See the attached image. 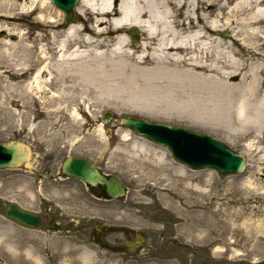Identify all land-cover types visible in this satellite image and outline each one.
Masks as SVG:
<instances>
[{
	"label": "bare ground",
	"instance_id": "1",
	"mask_svg": "<svg viewBox=\"0 0 264 264\" xmlns=\"http://www.w3.org/2000/svg\"><path fill=\"white\" fill-rule=\"evenodd\" d=\"M78 2L77 15L94 21L98 30L79 21L62 28L61 9L54 6L52 11L51 0H29L28 4L0 0V64L12 60L15 63L19 51L24 59L23 64L15 63L22 67L13 73V62L1 65L0 72L7 73L5 78L9 79L28 76L21 85L16 82L8 86L12 89L7 92L8 103L17 107L22 95L33 92L43 100L47 93L44 87L56 73L61 92H51L56 101L53 111L63 109L68 115L81 117L82 105L92 116L108 105L118 111L121 105L133 107L146 116L165 110L189 115L210 127H221L228 137L244 139L251 153H260L264 143V0ZM37 9L36 24L50 29L41 35L48 36L49 42L24 43L21 18ZM133 29L138 31L136 43L128 34ZM13 33L22 37L9 41ZM42 103L51 107L50 103ZM19 118L28 120L25 113ZM78 119L77 126L81 127L83 123ZM98 126L101 132L102 120ZM129 130L122 134V145L116 151L121 165L146 169V177L164 173L171 191L176 193L184 178L177 174L186 175V170L183 166L167 167L165 152L157 151L150 143L163 148L162 144L134 133L135 137L146 139L137 142ZM99 137L88 134L85 141L97 143ZM101 144L105 148L106 140ZM204 223L206 235L217 224L209 220ZM261 226L259 220L255 227ZM185 227L192 230L194 225ZM228 229L237 231L221 223L219 240ZM9 234L0 229V243L11 253L17 246ZM229 245L232 243L225 244L227 249ZM223 248L217 245L215 250L222 252ZM22 254L42 261L30 248L23 249ZM81 256L90 259L91 253L83 250Z\"/></svg>",
	"mask_w": 264,
	"mask_h": 264
},
{
	"label": "rangeland",
	"instance_id": "2",
	"mask_svg": "<svg viewBox=\"0 0 264 264\" xmlns=\"http://www.w3.org/2000/svg\"><path fill=\"white\" fill-rule=\"evenodd\" d=\"M19 2L28 4L29 0ZM78 4L79 2L74 8L75 13ZM51 5L54 11L55 7ZM61 14V21L64 23L63 13ZM37 16L38 9L21 18L20 30L25 33L23 37L20 35L22 42H49L48 36L41 35L48 34L50 29L37 26ZM78 21L98 30L94 21L88 22L82 16ZM65 27L64 24L62 28ZM20 37L13 33L9 41L16 42ZM15 60V63H24L20 51ZM12 62L14 63L13 60ZM12 62L5 61L0 66ZM15 63L10 66L11 73L16 71L17 67H22L21 64ZM6 74L0 72V142L21 141L31 147L32 153L25 166H22L23 169L27 168V172L21 169H0V229L12 233V237L19 238L21 242V251L13 250L11 253L5 250L4 246H0V260L3 264H141L140 259L143 258L144 252L127 257L93 243L89 235L92 227L87 223L90 218L106 225L144 231L148 237L147 242L160 248L154 255L156 258L144 264H158L159 258H164V255L171 256L172 260L159 261V264H179L176 260L178 258H181V264H264V143L260 145V153H251L246 148L244 139L228 137L223 128L210 127L189 115L170 114L165 110L146 116L135 111L136 108L133 107L121 105L123 107L118 111L108 105L98 109L92 116L86 106L82 105L84 116L81 117L68 115L63 109L58 110L59 112L53 111L52 106H56V101L52 99L51 92H61L56 73L52 74L54 77L47 88L44 87L47 93L43 100L39 98V94L33 92L22 95L19 98V106L16 107L7 102V92L12 90L8 86L16 82L21 85L28 80V76L24 74L18 79H9L5 78L8 75ZM43 101L50 103L51 107L45 106ZM104 111H109L111 117L108 122L102 121L104 127L101 133L98 125ZM24 113L27 114V121H21L19 118ZM62 113L66 115L60 121L58 118ZM126 116L206 133L244 156L246 166L238 174L220 177L215 170H194L180 165L173 160L166 147L150 143L157 151L165 152L167 167L183 166L186 170V175L177 174L184 178L174 193L168 181L164 179V173L157 172L154 177H146V169L121 165L122 161L116 151L122 145V134L128 130L121 123V118ZM77 118L83 123L81 127L77 126ZM129 131L137 142L146 140L143 137H135V134ZM88 134L94 137L100 135L98 142L85 141V135ZM105 140L107 146L104 148L101 143ZM67 156L85 158L104 173L120 178L127 188L126 194L119 199H95L91 190H87L80 181L72 179L75 181L74 184L70 182V197L56 190L51 192L56 196L51 194L52 200L47 201L57 213L63 214L62 223L70 224L71 231H45L47 236L40 235L41 227L25 232L1 216L3 203L13 198L27 208L40 210V197L36 191L38 180L31 168L38 172L41 162L45 158H51V168L55 167L56 170ZM25 175L28 187L24 185ZM209 177L212 178L208 181ZM249 180L253 182L252 185ZM59 195L62 197H58ZM207 220L217 224L213 225L214 229L206 235L203 227ZM259 220L262 226L256 228ZM221 223L235 227L237 231L228 229L224 238L219 240ZM188 224L194 225V228L187 229L185 225ZM122 238H125V235L116 230L105 235L110 245H116ZM226 241L232 243L228 249L225 246ZM217 245L224 247V251H216ZM22 246L23 249L30 248L37 252L42 261L37 262L33 257L24 256ZM83 250L91 253L90 259L82 258Z\"/></svg>",
	"mask_w": 264,
	"mask_h": 264
},
{
	"label": "water",
	"instance_id": "3",
	"mask_svg": "<svg viewBox=\"0 0 264 264\" xmlns=\"http://www.w3.org/2000/svg\"><path fill=\"white\" fill-rule=\"evenodd\" d=\"M51 1L63 11L66 23L79 19V16H75L73 11L77 0ZM130 34L133 37L136 36L134 31H130ZM109 119L110 113L105 112L102 115V121L107 122ZM121 122L124 126L131 128L134 133L167 146L173 158L188 167L213 168L220 176L236 174L244 167L242 156L237 155L228 146L206 134L134 117L122 118ZM29 153V148L17 141L0 143V167H17L28 157ZM61 169L64 173L83 180L87 185H104L110 198H119L125 194V188L118 178L102 175L97 167L85 158L67 157L62 163ZM5 215L25 226L34 227L38 222L36 214L23 211L15 204H10ZM135 236L137 242H126L130 251L134 250L137 245L140 246L141 239L139 236Z\"/></svg>",
	"mask_w": 264,
	"mask_h": 264
},
{
	"label": "flooded vegetation",
	"instance_id": "4",
	"mask_svg": "<svg viewBox=\"0 0 264 264\" xmlns=\"http://www.w3.org/2000/svg\"><path fill=\"white\" fill-rule=\"evenodd\" d=\"M51 158H45L39 167V171L36 173L37 175V179L38 181H40V186H41V190H42V196L40 198V205L39 208L40 210H38L37 212L39 213L40 216V222L39 225L42 226V228H46V230L50 229V228H59L62 227L61 225H63V227L68 226L70 228V224H63L62 221L64 220V218L62 217L63 214L61 213H57V211H55V209H53L51 206H49L47 201L52 200L53 196H56L55 194L51 193V192H55L56 190L61 193L63 192L64 195H67L70 197V189H71V185L70 182L74 184V181L72 179V177H68V176H62V172L60 171V168L58 166V168L55 170V167L51 168L52 162L50 160ZM42 165V167H41ZM17 170V169H16ZM24 172H27L26 169H21ZM27 175H25V179ZM18 180H22V179H18ZM17 180V181H18ZM16 181V182H17ZM27 184V183H26ZM52 194V195H51ZM95 194L99 197H102L105 195L104 189L103 187H96L95 188ZM58 197H62L61 195H59ZM19 228V227H18ZM123 231V232H122ZM121 233H123L125 235V238H122L121 240L117 241V246L118 249L120 251V253L123 256H127V257H131L134 254H129L124 246V242L127 239H131V233L128 231H124V229H122ZM42 233H44L42 231ZM91 239L96 241V242H100V243H105L106 239H105V232L102 228V230L100 232L98 231H94L91 228ZM148 237L145 235V239H144V245L143 248L140 250V252H144L143 254V258L140 259V263L144 264L147 263L149 261L154 260L156 257L154 256L156 254L157 250H160V248H156V245L153 243H148L147 242ZM161 259V261H170L172 260L171 256H165L164 258H159ZM178 261L179 264L182 263L181 258L176 259ZM198 264H200L198 262Z\"/></svg>",
	"mask_w": 264,
	"mask_h": 264
}]
</instances>
